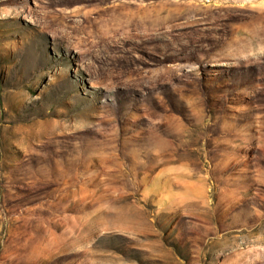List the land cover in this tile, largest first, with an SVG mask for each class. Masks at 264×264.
<instances>
[{"label": "rangeland", "instance_id": "rangeland-1", "mask_svg": "<svg viewBox=\"0 0 264 264\" xmlns=\"http://www.w3.org/2000/svg\"><path fill=\"white\" fill-rule=\"evenodd\" d=\"M123 5L162 23L89 35L82 10ZM0 242V264H264V0H0Z\"/></svg>", "mask_w": 264, "mask_h": 264}, {"label": "bare ground", "instance_id": "bare-ground-1", "mask_svg": "<svg viewBox=\"0 0 264 264\" xmlns=\"http://www.w3.org/2000/svg\"><path fill=\"white\" fill-rule=\"evenodd\" d=\"M79 15L83 17L85 29L90 36L103 28V36L109 41L114 39L116 31H122L128 38L132 29L157 28L162 23L161 10H144L141 7L130 10L128 5L105 8L96 6L82 10Z\"/></svg>", "mask_w": 264, "mask_h": 264}, {"label": "trees", "instance_id": "trees-1", "mask_svg": "<svg viewBox=\"0 0 264 264\" xmlns=\"http://www.w3.org/2000/svg\"><path fill=\"white\" fill-rule=\"evenodd\" d=\"M2 240V239H1ZM2 249L1 242H0V250Z\"/></svg>", "mask_w": 264, "mask_h": 264}]
</instances>
